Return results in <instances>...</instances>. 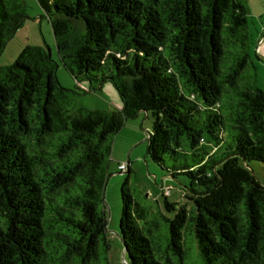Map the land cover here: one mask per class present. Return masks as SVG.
<instances>
[{"label":"trees","instance_id":"1","mask_svg":"<svg viewBox=\"0 0 264 264\" xmlns=\"http://www.w3.org/2000/svg\"><path fill=\"white\" fill-rule=\"evenodd\" d=\"M36 1L75 91L109 83L121 108L76 107L46 45L0 67V264H109L112 140L140 113L146 156L181 197L149 211L124 181L125 264H264V186L247 167L264 166V91L243 77L238 0ZM26 18L23 0H0V54Z\"/></svg>","mask_w":264,"mask_h":264},{"label":"rangeland","instance_id":"2","mask_svg":"<svg viewBox=\"0 0 264 264\" xmlns=\"http://www.w3.org/2000/svg\"><path fill=\"white\" fill-rule=\"evenodd\" d=\"M26 16L22 28L8 43L0 54V67L11 64L25 45H46L54 61L58 63L56 76L62 87L73 90L71 101L76 107L88 110L116 111L121 102L116 91L109 83L102 85L95 92L80 93L75 91V81L60 64L54 44L49 20L36 0H23ZM244 7L248 20L250 39V64L244 70L245 79L254 80L257 87L264 91V0H238ZM81 88H86L80 85ZM151 130V119L144 113L127 120L122 129L113 137L109 176L104 188V207L106 213V230L109 240V264H125L126 254L119 236L121 212V189L132 195L147 210L155 209L157 201H162V193L169 202H178L181 197V186L178 182L165 177L166 171L153 163L146 156V138ZM119 163L130 169L120 170ZM166 167L171 163L166 160ZM248 170L264 186V166L257 161L248 162ZM127 194V193H126ZM194 257V254L191 255Z\"/></svg>","mask_w":264,"mask_h":264},{"label":"built area","instance_id":"3","mask_svg":"<svg viewBox=\"0 0 264 264\" xmlns=\"http://www.w3.org/2000/svg\"><path fill=\"white\" fill-rule=\"evenodd\" d=\"M119 168H120V170H125V166L124 165H121Z\"/></svg>","mask_w":264,"mask_h":264},{"label":"crops","instance_id":"4","mask_svg":"<svg viewBox=\"0 0 264 264\" xmlns=\"http://www.w3.org/2000/svg\"><path fill=\"white\" fill-rule=\"evenodd\" d=\"M119 164H123V163H119ZM127 167V166H126Z\"/></svg>","mask_w":264,"mask_h":264}]
</instances>
